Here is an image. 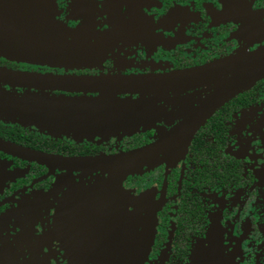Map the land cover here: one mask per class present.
<instances>
[{"label":"flooded vegetation","instance_id":"obj_1","mask_svg":"<svg viewBox=\"0 0 264 264\" xmlns=\"http://www.w3.org/2000/svg\"><path fill=\"white\" fill-rule=\"evenodd\" d=\"M49 1L55 20L76 32L85 60L49 66L0 57V70L18 76H0V98L74 100L86 108L75 118L95 125L79 138L0 116V139L51 158L0 150V264H132L145 254L147 218L155 232L143 264H264V77L221 104L215 88L227 76L172 90L129 88L114 95L126 106L115 124L90 108L100 92L57 81L162 83L232 58L239 65L264 50V0ZM185 132L188 141L167 145L169 135ZM150 147L153 157L135 167L97 164Z\"/></svg>","mask_w":264,"mask_h":264},{"label":"water","instance_id":"obj_2","mask_svg":"<svg viewBox=\"0 0 264 264\" xmlns=\"http://www.w3.org/2000/svg\"><path fill=\"white\" fill-rule=\"evenodd\" d=\"M54 4L49 0H0V57L11 61L33 63L39 65L59 66L69 65L85 60L82 54L85 52L79 48L75 38L76 32L69 30L66 26L55 20L53 16ZM235 58L224 61L223 64L216 63L212 66L178 72L164 77V82L146 83L138 78H123L120 76L104 78H60L59 83L71 86H83L97 90L104 97L96 100V112L108 113L111 117L109 124L119 123L114 119L116 114L126 109V106L115 104V94L125 92L129 88H141L143 84L165 86L172 90L175 86H199L212 83L223 76L227 79L215 88V100L221 104L227 97L241 91L245 86L254 84L264 77V50L250 55L242 56L239 65H235ZM0 76L14 80L18 76L9 71L0 70ZM29 76H24L28 80ZM36 80V79H34ZM39 84L51 83L40 79ZM56 84V83H54ZM58 85V84H56ZM183 88V87H182ZM107 102V104H105ZM80 109L85 110L74 100L53 99L45 95H9L0 98V116L6 121L16 123L26 128L37 129L40 132H47L52 135H66L83 138L91 134L84 128L94 126L93 121H84L75 118ZM89 110V108H87ZM214 109L212 108L208 114ZM88 113L92 111H87ZM105 116V114H104ZM82 117V116H81ZM52 118L53 120H50ZM185 132L177 136L174 133L166 138L168 146L171 142L189 140L191 135ZM169 149V148H168ZM0 150L11 153L18 157L27 158L42 163L51 158L43 153L36 152L21 146L0 139ZM154 148L137 150L128 154L119 155L116 159L102 160L97 164L105 170L124 169L135 167L145 159L153 157ZM57 164L64 162V165L75 166L84 163L79 159H54ZM96 160H91L95 164ZM65 219H68L65 218ZM146 226L142 232L140 247L144 245L145 254L139 260H129L132 264H143L147 259V253L153 241L155 229L150 236V218L146 219Z\"/></svg>","mask_w":264,"mask_h":264},{"label":"rangeland","instance_id":"obj_3","mask_svg":"<svg viewBox=\"0 0 264 264\" xmlns=\"http://www.w3.org/2000/svg\"><path fill=\"white\" fill-rule=\"evenodd\" d=\"M155 229V228H154ZM148 254V253H147Z\"/></svg>","mask_w":264,"mask_h":264}]
</instances>
